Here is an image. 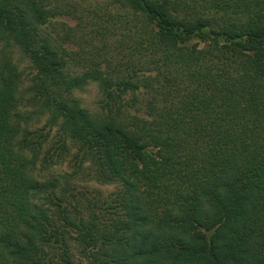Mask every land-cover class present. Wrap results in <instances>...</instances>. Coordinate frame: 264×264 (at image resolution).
Here are the masks:
<instances>
[{
    "label": "trees",
    "instance_id": "1",
    "mask_svg": "<svg viewBox=\"0 0 264 264\" xmlns=\"http://www.w3.org/2000/svg\"><path fill=\"white\" fill-rule=\"evenodd\" d=\"M56 1L0 0V31L91 179L120 187L86 199L37 174L43 135L1 50L0 264H264V0H110L64 36ZM90 82L96 111L72 95Z\"/></svg>",
    "mask_w": 264,
    "mask_h": 264
},
{
    "label": "rangeland",
    "instance_id": "2",
    "mask_svg": "<svg viewBox=\"0 0 264 264\" xmlns=\"http://www.w3.org/2000/svg\"><path fill=\"white\" fill-rule=\"evenodd\" d=\"M110 0H57L55 5L61 6L63 12L60 13L55 22L56 31L65 35L66 28L77 26L79 20L84 19L86 29L88 27V18H93L96 14L103 13L105 6H111ZM68 5L71 6L70 12L67 10ZM69 13V14H68ZM80 17V18H79ZM96 20V19H94ZM63 21L70 25L66 27ZM92 21V19H91ZM61 35V34H60ZM78 40V37L75 38ZM71 41V42H70ZM65 41L66 46L70 49H79V44L73 43L72 40ZM10 49L14 61L19 65L23 72L22 92L24 94V103L22 109L25 114L31 116L28 125L32 130L37 131V136L43 135L40 140L43 141V147L40 150V160L37 167V174L42 178L52 176H62V185L70 187L72 193H75L86 199L104 200L112 193L117 191L120 184L101 183L91 179L89 171L90 163L85 162L83 151L79 149V145L72 139L70 131L67 128L63 117L54 118L48 111L43 108L42 101L39 100L40 94L35 91V83L37 78V70L35 69L31 59L14 43L8 41L5 35L0 31V53L3 49ZM72 95L80 100L81 104L90 111L100 109L101 92L98 84L90 82L81 89L75 90ZM130 96V94L128 95ZM81 164L83 167L81 168ZM77 263H82V258L76 256ZM87 261L86 259L84 260ZM83 261V262H84Z\"/></svg>",
    "mask_w": 264,
    "mask_h": 264
}]
</instances>
